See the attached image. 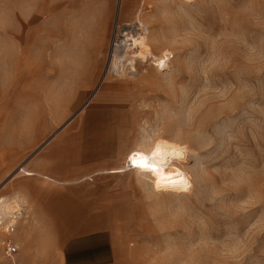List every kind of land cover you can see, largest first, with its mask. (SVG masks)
I'll return each mask as SVG.
<instances>
[{
  "label": "rangeland",
  "instance_id": "374dc122",
  "mask_svg": "<svg viewBox=\"0 0 264 264\" xmlns=\"http://www.w3.org/2000/svg\"><path fill=\"white\" fill-rule=\"evenodd\" d=\"M60 2L39 14L0 0V199L13 212L0 242L19 248L12 259L0 248V264H61L67 241L95 232L111 238L114 264H264V0ZM15 15L32 33L22 80ZM125 26L150 56L115 72ZM119 124L118 143L103 128ZM147 138L186 149L190 193L155 192L130 170Z\"/></svg>",
  "mask_w": 264,
  "mask_h": 264
},
{
  "label": "bare ground",
  "instance_id": "6f19581e",
  "mask_svg": "<svg viewBox=\"0 0 264 264\" xmlns=\"http://www.w3.org/2000/svg\"><path fill=\"white\" fill-rule=\"evenodd\" d=\"M138 25L141 27L140 23ZM132 30L134 29L130 26L123 28L121 40L112 51L114 59L112 71L117 72L119 69H117V64L122 65L125 59L130 62L132 70H134L133 66L137 61L146 63V57L149 54L144 53L147 48L144 38L133 33ZM121 47L125 48L123 54L119 53ZM166 62H168V57L163 56L160 64H165ZM137 148L136 150H132L130 155L126 157L125 163L133 173L152 178L151 184L155 192L173 195L190 193L192 188L191 179L179 166L180 162L184 159V154H186L184 147L169 140L157 139L152 141L147 138V140H142ZM19 171L22 173V170ZM7 216L13 217L12 207L0 200V221Z\"/></svg>",
  "mask_w": 264,
  "mask_h": 264
},
{
  "label": "crops",
  "instance_id": "0c3cea01",
  "mask_svg": "<svg viewBox=\"0 0 264 264\" xmlns=\"http://www.w3.org/2000/svg\"><path fill=\"white\" fill-rule=\"evenodd\" d=\"M27 6L35 8L36 11H39V14H42L46 10V0H26ZM77 0H61L60 5L70 8L75 4ZM122 2V0H120ZM26 18V16H25ZM24 18V19H25ZM15 19L19 21L17 15ZM22 32L19 34L18 29H14L13 38L16 43L18 42L17 47V58L14 62V79L22 80L30 76L32 71L33 64L30 62V45H31V35L30 31H27L26 26L21 23ZM129 27V26H125ZM124 27V28H125ZM26 29V30H25ZM86 57L89 59L90 66L85 69L84 73L86 78L85 84H93L95 82V74L99 68L100 63V54L101 50L94 46L88 53ZM122 124H119V127L116 126L113 132L110 125L107 129L103 128L107 132V137H114L118 139L119 143L121 139L127 135L128 131L123 130L121 127ZM121 127V128H120ZM101 129L94 130V136H98ZM87 136L92 133L91 130H87ZM101 134V133H100ZM91 136V135H90ZM133 150V149H132ZM132 150L127 154L130 155ZM126 156V157H127ZM19 170H22V173H25L24 168L21 167ZM29 175L28 173H25ZM8 203L11 206V203L4 199H0ZM115 263V253L113 249V244L111 238L105 232H95L91 234H86L78 237H74L71 240L67 241L61 250V264H114Z\"/></svg>",
  "mask_w": 264,
  "mask_h": 264
},
{
  "label": "built area",
  "instance_id": "2783aa9c",
  "mask_svg": "<svg viewBox=\"0 0 264 264\" xmlns=\"http://www.w3.org/2000/svg\"><path fill=\"white\" fill-rule=\"evenodd\" d=\"M0 248L3 256L7 259H12V257L15 256L19 250L18 246L8 239H3L0 242Z\"/></svg>",
  "mask_w": 264,
  "mask_h": 264
}]
</instances>
